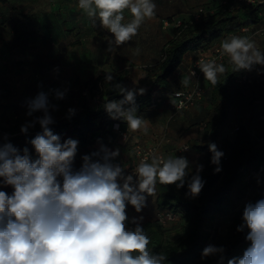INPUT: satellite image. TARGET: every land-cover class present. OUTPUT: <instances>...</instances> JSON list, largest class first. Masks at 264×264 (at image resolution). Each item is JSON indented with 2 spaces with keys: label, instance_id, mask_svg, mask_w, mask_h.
I'll return each instance as SVG.
<instances>
[{
  "label": "clouds",
  "instance_id": "9594fccd",
  "mask_svg": "<svg viewBox=\"0 0 264 264\" xmlns=\"http://www.w3.org/2000/svg\"><path fill=\"white\" fill-rule=\"evenodd\" d=\"M78 8L89 18H98L116 46L130 41L145 20L156 14L152 0H78ZM126 9L132 19L122 23ZM220 50L222 56L229 57L235 71L264 65V53L247 36L224 39ZM197 67L212 85L226 71L225 65L216 60H199ZM195 75L192 71L185 76L183 85L187 87ZM106 80L112 81L113 76L106 75ZM115 87L124 98L106 102V111L112 119L126 122L132 131L143 128L146 135L145 121L137 115L136 93L119 84ZM143 91L140 89V94ZM57 96L62 98L63 94ZM28 107L29 116L37 111L44 113L33 121L42 129L30 141L37 158H32L27 147L21 154L10 142L0 145V183L13 189L11 194L0 190V264H166L167 255L150 250V237L138 222L142 216L132 218L134 229L127 227V207L131 205L141 213L147 197L155 194L157 182L183 187L190 171L188 159L153 155L148 162L145 157L135 169L134 180L133 174L125 175L123 167L112 163L119 151L102 147L100 152L83 156L82 166L74 170L78 141L61 143L60 136L50 129L54 121L49 114L48 96L39 93ZM30 126H22L21 132L27 133ZM208 147L211 162L219 165L223 153L215 143ZM94 156L99 159L93 160ZM202 167L198 166L188 183L194 196L204 187L199 175ZM215 170L219 172L220 168ZM245 230L249 246L241 257H232L227 264H264V198L245 205L236 231ZM224 251L223 247L208 245L202 258L219 254L222 262Z\"/></svg>",
  "mask_w": 264,
  "mask_h": 264
},
{
  "label": "crops",
  "instance_id": "0c3cea01",
  "mask_svg": "<svg viewBox=\"0 0 264 264\" xmlns=\"http://www.w3.org/2000/svg\"><path fill=\"white\" fill-rule=\"evenodd\" d=\"M152 2L156 4L155 17L146 19L131 40L156 38L159 41L164 40L165 44L175 34L173 26L162 28L166 17L175 14L178 17L190 18L199 5L209 4L210 0ZM262 14L264 16V12ZM131 19L130 12L124 10L122 23H128ZM226 38L228 36H223L212 45L221 44ZM109 41L113 43L110 45ZM252 41L264 53V37L257 35ZM12 44L14 46H11ZM133 44L128 41L116 46L112 34L101 26L99 19L89 18L78 8V0H45L43 4L41 0L0 1V126L8 128L16 136L14 139L0 140V145L10 142L21 150V154L27 147L32 158H37L30 141L33 139L31 136L41 127L38 122L33 124V121L44 113L37 111L31 116L27 113L29 102L41 92L48 96L49 114L52 118H66L80 113L83 98H86L82 90L91 79L98 76L122 73L123 77L127 74L130 90L137 91L145 87L143 92H146L153 78L151 68L153 65L158 67L160 63V51L147 47L145 42L141 43L139 49L133 48ZM134 45L136 47L137 43ZM199 53L190 51L185 54L180 68L170 79V86L154 92L156 102L151 106L150 112L137 110V115L147 126L146 135L143 128L132 131L125 123L122 130L104 132L103 136L92 144L93 150L85 149L79 138L73 137L71 139L78 141L73 169L79 170L83 156L100 152L102 147H106L110 151H119L112 163L119 164L125 169V175H128L132 174L131 171L138 161L135 153L138 143L145 146L159 145L167 158L178 156V151H186L187 149L182 148L184 144H188L190 148L192 142L206 140L209 136L208 122L214 112L207 99L208 81L204 79L205 93L197 103L175 115L171 109L173 93L178 88L185 87L183 78L190 74V67ZM58 54L63 56V62L55 59ZM248 72L253 74L252 80L237 83L234 97L244 98L248 96L246 89L252 91L260 85L264 102V65L257 64ZM135 82H139V86L133 87ZM191 82L192 78L189 85ZM57 93H62V98H58ZM92 101L90 105L94 106ZM70 109L74 111L70 112ZM230 119L229 115L228 121L221 126L220 138L223 136L224 127H234ZM25 125L32 126L28 128L27 133H22L21 127ZM233 129L235 130V127ZM96 159L99 157L94 156L93 160ZM148 162H151V159ZM202 162L204 163L203 155ZM256 174L264 177V162L256 170ZM2 180L3 178H0V182ZM0 187L9 194L13 191L11 186H4L2 183ZM157 198L158 184L155 194L147 197V206L141 213H136L131 205L128 206L127 227L135 228L136 225L131 222L133 217H143L138 221L141 226L155 220L162 211Z\"/></svg>",
  "mask_w": 264,
  "mask_h": 264
},
{
  "label": "trees",
  "instance_id": "16d2710c",
  "mask_svg": "<svg viewBox=\"0 0 264 264\" xmlns=\"http://www.w3.org/2000/svg\"><path fill=\"white\" fill-rule=\"evenodd\" d=\"M198 12L199 18L196 17ZM263 12L264 2L253 4L241 2L230 10L229 5L224 4L223 0H210L209 4L199 5L190 18L178 17L175 14L166 17L165 19L170 21L167 27L173 26L175 34L163 45L164 55L158 67L153 69V78L148 90L143 94H140L139 90H131L136 93L137 110L151 111V106L156 102L154 92L170 86V79L180 68L186 53L210 49L215 40L230 33H238L243 26L264 25ZM178 20L181 22L178 23ZM222 64L225 65L226 71L218 76L217 84L212 85L208 82L207 99L214 110L208 122L209 136L206 140L191 144L193 149L203 155L204 163L199 175L204 181V187L198 195H192L188 188L192 176L190 173L181 188H177L175 184L164 185L157 182L158 206L162 210L160 212H173L176 218L166 223L156 218L142 225L150 237V250L167 255L166 264H227L235 248L250 244L245 240L247 230L243 233L236 231L237 226L242 223L243 210L233 215L231 229L226 235L215 236L212 232H219L217 221L228 211L227 204L243 195L249 171L257 170L264 162V143H256L249 128L243 124L236 129L233 140L224 138L220 142L219 130L228 121L234 94L237 92L236 78L249 71H235L229 57L225 58ZM121 75L123 74L114 75L110 82L104 76L91 79L82 93L91 94L90 97L99 95V101L96 102L95 98H83L80 113L66 118H53L54 123L49 125L53 133L59 135L61 141L78 137L85 149L93 150L92 144L100 139L104 132L124 129L126 122L112 119L105 109L106 102L124 98L115 87L117 84L130 90L127 74L123 77ZM89 100H94V106L90 105ZM5 129L12 133V136L0 140L16 137L14 132ZM38 133H42L41 128L31 137L34 138ZM261 139H264V136H261ZM210 143H215L217 150L223 153L219 165L211 162L212 153L208 147ZM217 167L220 168L219 172L215 170ZM262 198L264 190L255 194L253 201ZM170 223H176L179 227H168L167 224ZM172 228L177 230L176 237L171 235ZM208 245L224 248L222 262L219 254L202 258V251Z\"/></svg>",
  "mask_w": 264,
  "mask_h": 264
},
{
  "label": "rangeland",
  "instance_id": "374dc122",
  "mask_svg": "<svg viewBox=\"0 0 264 264\" xmlns=\"http://www.w3.org/2000/svg\"><path fill=\"white\" fill-rule=\"evenodd\" d=\"M45 3V0H41V4ZM166 28V27H162ZM130 43H137L136 47L135 45H131L133 48L139 49L142 45V42H145L146 46H150L154 51H160L159 55V61H161V58H163V41H159L156 38L153 39H137V40H130ZM148 42V43H146ZM141 45V46H140ZM162 45V46H161ZM162 47V48H161ZM76 50V54H77ZM79 55V54H78ZM55 59L59 62H63L64 58L62 55L58 54L55 56ZM135 63V62H133ZM156 68V65H153L151 68V71L153 72V69ZM68 74V71L66 72ZM139 86V82H135V85L133 87ZM145 89V87L143 88ZM88 91V90H87ZM246 97H234L233 105L231 107V114H230V121L232 124V127L242 125L244 124L246 127L249 128L253 139L256 141V143H264V139H261V136L264 135V102H262V90L259 87H255L254 89L249 90L246 89ZM249 93V94H248ZM89 94V93H88ZM86 98H95L90 97L91 94L85 95ZM94 103V100L92 101ZM233 127V128H234ZM233 128L230 129L229 125L224 127V133L223 136L220 138V142L224 139H230L233 140L235 138L236 130ZM204 138V137H203ZM139 144V143H138ZM141 144V143H140ZM137 145V144H136ZM178 156H182L188 159L189 161V173L191 175H195V172L197 171L198 166H203L202 162V155L201 153H198L193 148H189L186 151H178ZM203 168V167H202ZM246 190L243 195L240 198H235V201L228 203L227 207L229 208L226 214L222 215L218 221L217 226L220 229L218 233H215V231H212L215 236H221L226 235L230 229H231V221L232 217L235 213L241 212L245 205L249 202L255 203L253 201L255 194L258 192H261L264 190V177L260 174H256V170L252 169L249 171V174L247 176V186L245 187ZM236 197V196H234ZM168 227H179L176 223H170L167 224ZM171 234L173 237L177 236V230L176 228H172ZM248 247V245H240L237 248H235L230 256L232 257H241L243 255L244 250ZM229 258V259H230Z\"/></svg>",
  "mask_w": 264,
  "mask_h": 264
},
{
  "label": "built area",
  "instance_id": "2783aa9c",
  "mask_svg": "<svg viewBox=\"0 0 264 264\" xmlns=\"http://www.w3.org/2000/svg\"><path fill=\"white\" fill-rule=\"evenodd\" d=\"M246 3V4H253V3H257V2H264V0H223V3L226 5H229V9L232 10L236 4L239 3ZM202 10V8H200V11ZM196 17L199 18L200 17V12L196 13ZM181 21L178 20V23H180ZM170 24V21L168 19H165L163 22V26L167 27ZM247 36L249 37L250 40H253V38H255L257 35H261L262 37H264V25L261 26H243L241 31L238 33H230L228 35V38L231 36ZM257 48H259V46L257 44H255ZM227 55H221V50H220V44L218 45H214L212 48L210 49H203L200 51L199 55L197 56V58L194 60L193 64L190 67L189 72L195 71L196 75L192 78V82L191 85L184 87V88H178L177 90L174 91L173 93V97H174V101L171 104V109L175 114H178L180 112H182L183 110L189 108L190 106L194 105L195 103H197L203 96L205 93V87H204V83H203V74L200 72L199 68L197 67V62L199 60H216L217 63H222L225 58H227ZM253 78V74L246 72L240 76H238L236 78V82L237 83H241L243 81H251ZM177 92H182L183 95L180 97H177L175 94ZM86 94V92H84ZM190 97V98H189ZM100 96L96 95L95 96V101L98 102L99 101ZM183 102L184 106L180 107V102ZM116 127H118V125H116ZM239 128L238 126H235V130ZM12 136V133H10L8 130H6L5 128L0 126V138L1 139H6ZM183 150L188 149L189 145L188 144H184L183 145ZM135 153L137 155L138 161L136 166L132 169L131 173L134 175L135 169L137 167V165L139 164V162L144 159L145 157L148 158V161L151 159V157L153 155L156 156H163L164 154L162 152V150L160 149L159 145L154 144V145H143V144H137L135 147ZM135 177V175H134ZM0 190H4L6 191L4 188L0 187ZM130 206V205H129ZM157 218L163 222L166 223L168 221H172L176 218V215L173 212H160L158 213Z\"/></svg>",
  "mask_w": 264,
  "mask_h": 264
}]
</instances>
